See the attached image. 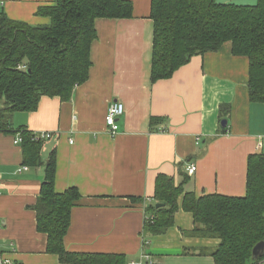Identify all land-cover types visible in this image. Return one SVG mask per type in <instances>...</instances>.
I'll return each mask as SVG.
<instances>
[{
  "label": "crops",
  "instance_id": "1",
  "mask_svg": "<svg viewBox=\"0 0 264 264\" xmlns=\"http://www.w3.org/2000/svg\"><path fill=\"white\" fill-rule=\"evenodd\" d=\"M131 1L133 17L96 20L90 77L69 101L43 96L36 111L14 113L12 129L0 130V250L13 264H64L47 251L48 235L37 227L33 207L46 166L24 164L23 141L14 142L21 128L54 132L41 154L47 163L57 153L56 191L77 187L82 194L65 236L70 251L124 254L128 264L144 253L152 260L144 264H215L211 252L220 239L193 233L194 216L182 207L183 195L175 223L163 234H144L146 217L152 216L147 210L157 202V176H173L179 184L195 163L197 170L186 175V192L246 195L248 157L264 151L257 149L264 140V103L250 101L248 58L233 55L226 43L152 83L151 0ZM56 3L0 0V10L44 25L51 19L40 7ZM114 100L125 104V112L112 136L105 117Z\"/></svg>",
  "mask_w": 264,
  "mask_h": 264
},
{
  "label": "trees",
  "instance_id": "2",
  "mask_svg": "<svg viewBox=\"0 0 264 264\" xmlns=\"http://www.w3.org/2000/svg\"><path fill=\"white\" fill-rule=\"evenodd\" d=\"M39 13L49 24L32 25L10 18L0 10V130L12 129L16 112H33L43 96L69 101L76 86L90 77L91 49L97 38L96 20L134 15L131 0H57ZM154 22L151 81L171 78L197 55L219 51L230 43L231 52L249 60V97L264 103V0L255 5L220 3L217 0H151ZM25 66V67H23ZM158 118L153 117L155 125ZM23 136L24 164L46 166L44 183L34 205L38 230L48 235L47 251L64 264H128L124 254L83 253L66 248L65 236L74 206L82 200L77 187L56 191L57 153L46 163L44 141L19 129ZM188 174V173H187ZM186 174V175H187ZM176 184L160 173L154 199L147 210L144 234L160 235L174 223L182 207L193 214V233L220 239L211 252L215 264H258L253 249L264 241V151L248 157L244 196L218 193L198 197L186 192L187 176ZM143 203L144 199L136 198ZM157 203L163 205L157 207Z\"/></svg>",
  "mask_w": 264,
  "mask_h": 264
},
{
  "label": "built area",
  "instance_id": "3",
  "mask_svg": "<svg viewBox=\"0 0 264 264\" xmlns=\"http://www.w3.org/2000/svg\"><path fill=\"white\" fill-rule=\"evenodd\" d=\"M124 112H125V104L121 100H114L110 102L105 117V122L108 127V132L112 136H115L118 133L120 128L118 120L124 114ZM53 135L54 132L52 131H37L33 133L32 138L35 141H44L46 139L51 138ZM22 140H23L22 131H20L19 134L15 137L14 142L21 143ZM71 141L73 142V140ZM263 148H264V140L262 139L258 142L257 149L262 151ZM25 169H28V166H25ZM196 170H197V165L195 163H192L187 167L188 174H193ZM148 218L149 219L153 218V215L149 216ZM147 244L148 241L144 240V248ZM145 261L152 262L150 254L144 253L141 255L139 260L137 261L133 260L129 262V264H144ZM0 264H13V261L10 258L4 256L1 250H0Z\"/></svg>",
  "mask_w": 264,
  "mask_h": 264
},
{
  "label": "water",
  "instance_id": "4",
  "mask_svg": "<svg viewBox=\"0 0 264 264\" xmlns=\"http://www.w3.org/2000/svg\"><path fill=\"white\" fill-rule=\"evenodd\" d=\"M223 126L227 125V121L223 120L222 122ZM162 203H157V207L162 206ZM264 255V241L259 242L256 244V246L253 249V258L254 259H259Z\"/></svg>",
  "mask_w": 264,
  "mask_h": 264
}]
</instances>
